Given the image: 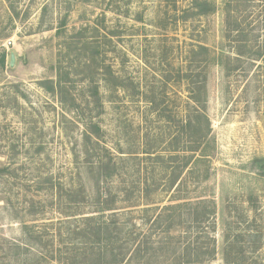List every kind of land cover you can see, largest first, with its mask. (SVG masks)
<instances>
[{"label": "rangeland", "instance_id": "obj_1", "mask_svg": "<svg viewBox=\"0 0 264 264\" xmlns=\"http://www.w3.org/2000/svg\"><path fill=\"white\" fill-rule=\"evenodd\" d=\"M2 55L0 264L60 232L74 255L99 188L128 210L146 181L162 207L182 178L214 214L147 228L152 264H264V0H0Z\"/></svg>", "mask_w": 264, "mask_h": 264}, {"label": "trees", "instance_id": "obj_2", "mask_svg": "<svg viewBox=\"0 0 264 264\" xmlns=\"http://www.w3.org/2000/svg\"><path fill=\"white\" fill-rule=\"evenodd\" d=\"M0 60L2 66H4L5 55H2ZM85 146L82 151L85 159L95 157L96 149L91 148L89 140L88 145L85 142ZM199 148L200 145H196L191 150L196 153ZM179 150L185 149L183 147V149ZM186 158L187 155H183V159ZM201 159L202 157L197 156L195 162L197 161L198 163ZM197 165L187 170H190L192 174L201 176L203 179L206 178L208 176L206 171L203 173L201 170H198L196 168ZM185 168H188L186 163L181 169L184 171ZM176 179L177 177L172 183H177ZM99 189V194L97 193L98 200L94 201V205L98 209L95 211L96 213H79L77 210V213H73L72 215L76 219L75 221L81 226L80 235L83 239L78 241L80 243L76 246L79 252L76 251L73 255L61 249L62 245L60 242H62L64 236L62 232L59 235H51V239L48 240L45 246L40 245V247L38 243L33 242L31 247L14 242L11 248L21 251L19 252V256L25 255L33 249L34 254L31 256L36 264H40L41 261H46L48 264H152L151 260L155 255L149 254L148 251V242L151 241L149 238L152 231H162L163 234H169L174 230L180 231L179 229L182 231L199 232V228L204 223H209L212 214H214V209L210 210L206 208L209 202L207 198L193 200L188 189V183L183 178L176 186L174 197L178 201L181 199L186 201H179L177 204H168L162 207L160 205H150L148 202L153 195L154 187L146 181L139 186V191L136 192V190L132 189V191L126 190L128 194L123 193V199L130 203L128 210L119 211L118 208L113 207L117 196L113 193L115 191L112 188ZM138 198L144 203H133L136 202L133 200ZM68 200L77 202L75 203L77 208L81 205L80 198H71ZM104 204H109V207L103 209ZM186 206L188 210H181ZM108 210L110 212H107ZM59 229L61 230V227ZM146 229L147 231L151 230V232L147 233L145 231ZM57 236L60 239L58 244L56 243ZM165 241L166 243L163 240L152 242L159 244V247L169 248L170 241L166 239ZM190 243H188L187 248ZM79 254H82V258H80ZM179 259L175 257L168 264H181L178 261Z\"/></svg>", "mask_w": 264, "mask_h": 264}]
</instances>
